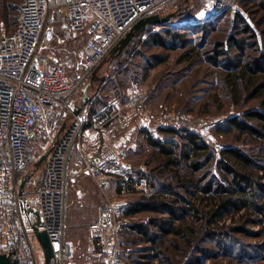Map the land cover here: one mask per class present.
<instances>
[{
    "label": "rangeland",
    "instance_id": "obj_1",
    "mask_svg": "<svg viewBox=\"0 0 264 264\" xmlns=\"http://www.w3.org/2000/svg\"><path fill=\"white\" fill-rule=\"evenodd\" d=\"M232 7L237 14L232 13L230 9L213 21H209L212 13L210 3L206 0L169 1L159 13L161 16L175 14L170 24L168 23L169 29L193 32L209 22L212 25L204 26V29L192 33L186 48H162L155 44L146 46L145 42L149 39V34H146L140 41H136L128 54L120 59L117 60L114 55L109 54L94 75L75 89L72 101L76 108L87 105L86 101L90 104L88 108L91 106L89 98L95 96L94 108L97 113H101L109 104L123 103L134 87L145 92L139 110L123 112L132 121L129 129H124L115 123L106 125L99 132L89 127V132L97 133L96 136L89 135L86 141L82 138L81 143L86 142L87 146L81 148L78 145L74 150V159L77 160L78 157L93 155L102 146L110 145L125 149V156L119 166L111 169L107 174L95 177L79 175L69 186L65 237L74 247L75 264H91L88 228L97 219L100 204L106 199H116L120 196L118 189L122 176L142 179V175L147 174L157 186V190L161 185L170 186L174 183L171 174L166 176L159 174L162 160L155 158L153 150L144 141L146 134L157 140H172L180 143L177 136L171 137L163 134L161 130L196 132L212 146L217 155L221 148L235 146L252 155L259 164L264 162V152H261L262 142L248 136L239 138L237 133L224 134L217 131L220 124L229 118L247 110L258 109L260 105V100L257 99L246 102V94L238 103L226 82L223 66L230 58L239 56L241 53L239 50H233L227 58L209 59L213 50L217 48V43H226L234 35L236 30L232 32L231 30L238 16L250 26L257 37L255 39L257 47L247 48V56L244 60L258 58L264 52L262 34L264 8L261 0H233ZM18 13L19 0H0V35L5 29H13ZM193 18L203 24L194 28L187 27ZM253 20L258 21L260 25L256 26ZM158 28L159 31L163 27L158 26ZM55 36L58 42L55 39L51 40L44 52L53 65H63L68 70L76 85L77 72L74 70V64L80 61L81 43L69 42L70 39L59 26H56ZM239 37L243 38L246 35ZM249 41L254 42L253 39ZM192 47H195V52L190 51ZM59 118L56 115L50 122L54 138L62 122ZM51 142L52 140L45 142L42 150H48ZM131 145L136 147V152L129 148ZM42 167L33 163L21 176L26 175L28 179H33L34 185H37L41 179ZM186 173L185 168L181 170L182 175ZM260 175L264 183V172H260ZM105 176H110L112 179L104 181L103 184ZM143 180H147V190L142 194L131 196L130 199L154 191L153 187L148 186V179ZM174 191L184 194L187 199L190 198L177 185ZM261 197L256 200V204L264 208V199ZM243 214H245L244 210L235 216H226L219 221L218 226H212L215 231L211 234L206 232L204 221L192 223L196 232V238L193 239L195 247L192 249H190L192 246L189 248L185 237L167 235L161 248L162 259L159 260L153 257L151 246L140 244L136 235L124 234L123 244L126 247L138 245L135 253L140 250L139 257L146 260V264H264V223L259 222L262 220V215L252 214L242 218ZM153 216L155 215L139 214L135 218L141 220ZM7 217L8 213L0 212V252L1 244L8 236ZM158 218L168 219L169 216L159 215ZM247 218L253 221L248 222ZM189 222L192 221L189 219ZM244 223L247 227L245 233L231 230L233 227H241ZM151 228L156 231L154 227ZM201 250H207V253ZM37 256L38 264H44L43 254L39 253ZM196 258H200V261Z\"/></svg>",
    "mask_w": 264,
    "mask_h": 264
},
{
    "label": "built area",
    "instance_id": "obj_2",
    "mask_svg": "<svg viewBox=\"0 0 264 264\" xmlns=\"http://www.w3.org/2000/svg\"><path fill=\"white\" fill-rule=\"evenodd\" d=\"M169 1L19 0L14 28L0 35V210L8 213L9 226L0 254H8L15 264H38L37 254L42 250L36 232L49 236L55 264H75L74 247L65 237L69 186L79 175L107 174L119 166L125 149L102 146L77 160L74 150L89 127L99 132L115 123L129 129L132 121L123 112L139 110L145 92L134 87L123 103L109 104L101 113L94 108L95 96L88 108V103L76 108L72 96L137 22L160 15ZM232 1L206 0L212 13L209 21L230 9L237 14ZM201 23L193 18L187 27ZM56 26L71 43H81L80 61L74 64L76 85L68 70L53 65L44 52L51 40H56ZM158 29L155 26L152 31ZM56 115L69 120V125L54 138L50 122ZM51 140V147L43 151V144ZM129 148L137 150L134 145ZM42 159L41 179L34 185L33 179L21 174ZM104 179L103 184L112 178ZM146 190L145 180L122 176L120 196L100 204L97 219L88 228L91 264L129 263L138 245L126 247L123 235L136 224L150 221L127 216L129 199ZM25 209L33 215L27 216Z\"/></svg>",
    "mask_w": 264,
    "mask_h": 264
},
{
    "label": "trees",
    "instance_id": "obj_3",
    "mask_svg": "<svg viewBox=\"0 0 264 264\" xmlns=\"http://www.w3.org/2000/svg\"><path fill=\"white\" fill-rule=\"evenodd\" d=\"M261 3L264 8V0H261ZM255 23L256 26L260 25L258 21ZM235 24L231 30V32L236 30L234 35L226 43H217V48L213 50L209 59L212 57L215 60L220 57L227 58L233 50H239L241 52L239 56L230 58L223 66L226 82L238 103L246 94V102L257 99L260 100V105L258 109L247 110L229 118L220 124L217 131L224 134L237 133L239 138L248 136L255 141H260L263 143L261 152H264V52L258 58L245 61L246 49L257 47L255 41L257 37L249 28L250 26L239 16L238 20H235ZM168 25L146 26L130 43L129 51L134 47L136 41H140L146 34H149V39L145 42L146 46L155 44L162 48H186L192 33L204 29V26L208 27L212 23L204 24L193 32L172 30L168 28ZM155 26L163 28L153 32L152 29ZM244 34L246 37H239ZM262 34L264 37V32ZM252 39L254 42L249 41ZM190 51L195 52V47H192ZM123 56L125 53L113 57L118 60ZM161 132L171 137L177 136L181 142L157 140L149 134H146L144 141L153 150L155 158L162 160L159 174L161 176L171 174L174 183L170 186L161 185L157 190V186L148 175H142V179L147 178L148 186L153 187L154 191L142 197L129 199L127 216L134 217L139 214L155 216L149 217L150 221L147 224L140 223L131 227L124 233L125 235H136L140 244H149L153 257L159 260L162 259L161 248L167 235L185 237L189 248L195 247L193 239L196 232L192 223L204 221L206 232L211 234L215 231L212 226H218L219 221L226 216H235L243 210L245 214L242 215V218L252 214H261L262 220L259 222L264 223V208L256 204L259 197L262 196L264 199V183L260 175V172H264V162L259 164L252 155L235 146L221 148L217 155L212 146L196 132L172 129L161 130ZM184 168L187 173L182 175L181 170ZM176 185L179 186V189L184 190L190 198L187 199L184 194L174 191ZM2 211L6 213L4 210H0V212ZM159 215H167L169 218H158ZM189 219L192 222H189ZM246 221L252 222L253 220L247 218ZM151 227H154L156 231L154 232ZM246 228L244 223L241 227H233L231 230L245 233ZM201 251L207 253V250ZM140 255V250H137L131 258L138 261L142 259L139 257ZM196 260L200 261V258H196Z\"/></svg>",
    "mask_w": 264,
    "mask_h": 264
},
{
    "label": "water",
    "instance_id": "obj_4",
    "mask_svg": "<svg viewBox=\"0 0 264 264\" xmlns=\"http://www.w3.org/2000/svg\"><path fill=\"white\" fill-rule=\"evenodd\" d=\"M174 13H171L166 16L153 15L147 18H143L134 25V27L124 36V38L119 42V44L114 48L112 54L120 55L121 53H128V46L133 41V39L148 25H159V24H168L171 22V18L174 17ZM43 159L37 165H41ZM22 182L21 189L24 190L26 182ZM27 216L33 215L29 209H25ZM34 227V224H32ZM35 238L38 244L41 247L43 253L44 264H55L54 262V252L49 236L45 232H36ZM0 264H15L8 254H0Z\"/></svg>",
    "mask_w": 264,
    "mask_h": 264
},
{
    "label": "crops",
    "instance_id": "obj_5",
    "mask_svg": "<svg viewBox=\"0 0 264 264\" xmlns=\"http://www.w3.org/2000/svg\"><path fill=\"white\" fill-rule=\"evenodd\" d=\"M14 28V27H13ZM12 30V29H11ZM68 40V39H67ZM70 42V41H69ZM60 43V42H59ZM92 98V97H91ZM91 98H89V100H91ZM88 100V101H89ZM85 104H87V101H86V103ZM89 104V103H88ZM96 105V104H95ZM60 118L59 119H61L62 120V122L59 124V127H58V134H57V136L58 135H60V134H62L67 128H68V125H69V121L68 120H66L64 117H61V116H59ZM91 129V128H90ZM90 130H88L87 129V131H86V133H85V135L83 136V141L85 140L86 141V138H88V136L90 135H93L94 134V136H96V134L97 133H95V132H89ZM87 146V143L85 142L84 144H82L81 143V145H80V147L81 148H83V147H86ZM40 166V165H39ZM118 191H119V189H118ZM70 195V194H69ZM90 253H91V251H89ZM146 263V260H144V259H139L138 261H134V259H130V261H129V263L128 264H145Z\"/></svg>",
    "mask_w": 264,
    "mask_h": 264
},
{
    "label": "bare ground",
    "instance_id": "obj_6",
    "mask_svg": "<svg viewBox=\"0 0 264 264\" xmlns=\"http://www.w3.org/2000/svg\"><path fill=\"white\" fill-rule=\"evenodd\" d=\"M43 254V253H42Z\"/></svg>",
    "mask_w": 264,
    "mask_h": 264
}]
</instances>
